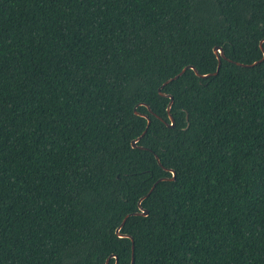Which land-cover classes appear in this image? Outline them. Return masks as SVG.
I'll use <instances>...</instances> for the list:
<instances>
[{
	"label": "trees",
	"instance_id": "trees-1",
	"mask_svg": "<svg viewBox=\"0 0 264 264\" xmlns=\"http://www.w3.org/2000/svg\"><path fill=\"white\" fill-rule=\"evenodd\" d=\"M263 38L264 0H0V264H132L146 195L134 264H264Z\"/></svg>",
	"mask_w": 264,
	"mask_h": 264
},
{
	"label": "water",
	"instance_id": "water-1",
	"mask_svg": "<svg viewBox=\"0 0 264 264\" xmlns=\"http://www.w3.org/2000/svg\"><path fill=\"white\" fill-rule=\"evenodd\" d=\"M263 42H264V38L260 41V47H261V49H262L263 56H262V58H261L259 61H255V62H253V63H251V64H242V63H239V64H241L242 66H248V67H251V66H254V65L258 64V62L263 61V60H264V46H263ZM213 50H214V53L216 54V57H217V59H218L217 69H216V71H215L214 73L201 74V73L199 72V70L196 68V66L190 64V65L185 66V67H184V68H183V69H182L177 75H175L173 78H170V79L166 80V81L161 85V87H159V93H160L161 95L165 96V97H169V98H170V102H169V104H168V106H167V111H168V113H169V117H170V120H171L170 123H168L169 126H171V127L175 126V119H174V117L172 116V114L170 113V109H171V106H172V103H173V95H171V94H169V93L162 92L161 89H162L167 83H169L171 80H173V79H177V78H178L180 75H182L187 69H192V70H194L195 73H196L197 75L202 76V77H208V76H210V75H212V74H217V73L219 72L220 67H221V64H222V58H226V56H225V52H224L223 48L220 47V46H215V47L213 48ZM143 105H144V104H143ZM145 105H146V106L148 107V109L151 111L150 106L147 105V104H145ZM135 109H136V107H135ZM136 114L145 117V118L147 119V125H146V129L141 133V135H140L139 137H137L136 139H133V140L131 141V144H132L133 147L144 148L143 146H138L137 143H138V141H140L141 138L145 135V133H146V131H147V128H148V127L150 126V124H151V119H150V117H149L147 114L140 113V112H137V111H136ZM156 158H157L158 162L160 163V160H159V158H158L157 155H156ZM166 169H167V168H166ZM167 170H168L169 172L172 173V177H162V178H160V179L157 180V182L155 183V185H156L157 183L163 181V180H172V179H175V177H176V173H175V171H174L173 169H167ZM155 185H153V187L151 188L150 192H152V190L154 189ZM150 192H149V193H150ZM149 193H148V194H149ZM146 197H147V195L141 197V199L139 200V202H138L139 211H138V212H133V213H130V214L126 215V216L124 217L123 221L121 222V224L116 228V233H117L120 237H128V238H130L131 241H132V261H131L132 264H134V262H135V257H134V253H135V241H134V238H133L132 235H130V234H128V233H122V232H121V228L123 227V225L125 224L127 218H128L130 215H141V216H147V215L149 214V211H148L146 208H144V207L142 206V200H143L144 198H146ZM111 258H115V264H118V256H117L116 254H110L109 257L106 259L105 264H109Z\"/></svg>",
	"mask_w": 264,
	"mask_h": 264
}]
</instances>
